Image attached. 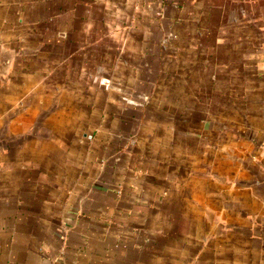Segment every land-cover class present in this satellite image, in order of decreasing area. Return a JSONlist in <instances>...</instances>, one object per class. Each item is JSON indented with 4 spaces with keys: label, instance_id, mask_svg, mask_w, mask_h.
<instances>
[{
    "label": "crops",
    "instance_id": "obj_1",
    "mask_svg": "<svg viewBox=\"0 0 264 264\" xmlns=\"http://www.w3.org/2000/svg\"><path fill=\"white\" fill-rule=\"evenodd\" d=\"M0 264H264V0H0Z\"/></svg>",
    "mask_w": 264,
    "mask_h": 264
}]
</instances>
